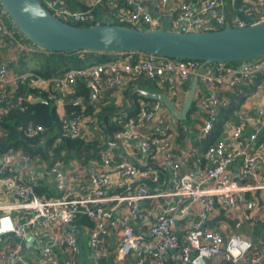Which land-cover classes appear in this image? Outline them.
Instances as JSON below:
<instances>
[{"label": "built area", "instance_id": "built-area-1", "mask_svg": "<svg viewBox=\"0 0 264 264\" xmlns=\"http://www.w3.org/2000/svg\"><path fill=\"white\" fill-rule=\"evenodd\" d=\"M97 1L92 2L95 4ZM113 1L124 5L120 12L112 14L116 21L146 25L149 29L160 27L159 18L152 17L140 3L134 0ZM222 1L200 0L197 12L205 14L221 6ZM39 2L51 14L67 23L92 19V5L86 10H71L63 0ZM165 3L166 0H159L161 7ZM251 14L249 23L264 18V14L256 10H252ZM4 17L7 18L0 6V49H3L0 57V116L14 109L23 112L30 92L36 94L32 95L34 98L44 99L54 106L59 104L61 113L58 114L55 143L66 137L92 140L93 131L100 134V139L104 138L103 128L97 127L94 120L102 92L106 88L119 89L127 81L140 76L154 79L156 84L161 85H171L174 79L185 81L193 75L197 76L198 88L193 99L197 112L203 115L196 133V137L200 138L211 130L219 107L229 100L217 98L214 88L223 87L231 92L238 81L264 69V56L231 66L225 62L203 64L197 59H177L135 51L105 62L66 68L53 76H43L30 68L16 72L10 65L19 56L41 50L27 41L10 22L7 24ZM193 17L194 10L190 3L181 1L177 5L173 26L167 30L188 32L203 27ZM214 23L223 27L245 25L242 20H225L223 15H217ZM224 76H227L226 83L223 82ZM78 80H83L92 94L87 102L92 112L84 113L85 106L79 97L67 99L74 92ZM19 86H24V91L16 93ZM254 93L264 94V78L254 85ZM65 100L80 106L79 112L65 113ZM162 110L166 111L158 100L138 101L134 118H126L125 112L115 117V122L121 128L112 133L110 144L113 143L122 157L112 163L109 147L98 150V165L85 166L82 192L78 196L72 195L71 185L66 183V174L57 162H52L48 167L56 190V196L49 198L35 192L33 173L23 175L21 172L30 161L26 152L10 149L2 152L0 241L8 232L23 238L30 229H47L52 231L53 241L66 254L63 262L69 264V258L78 252L76 236L66 232L56 233L55 228L70 224L78 214H82L93 222L86 238L94 258L100 257V244L105 236L111 234L116 239L115 264H136L125 260L128 253L145 257L147 264H162L161 255L167 250L171 251V257L178 264H207V260L212 258H221L230 264H264L261 251L250 253L254 243L249 236L231 232L224 237L219 231L203 227L204 219L216 207L232 212L235 228L250 219L249 211L258 210L260 217H264V149L255 145L258 134L264 131V107L256 108L253 115H247L248 109H238L233 120L225 124L222 138L205 149L204 157L208 165L197 168L187 166L185 150L176 154L172 151L171 126L162 119ZM42 130L41 125L29 124L24 132L28 136H36ZM4 133L0 127V136ZM134 142L138 143V150L146 158V163L141 165L143 169H139L140 165L126 156ZM154 154H158V158L154 160L155 165H151L148 158ZM234 164H237L238 178L248 182L238 184L231 179ZM161 170L166 172L167 182L161 189L153 190ZM71 178L73 182L79 180L76 173ZM126 179L136 181L134 187L129 186ZM142 199H159L163 206L147 228L149 238L142 230H133L129 224L137 202ZM192 203L198 209L194 211L191 228L186 232L187 243H180L174 224ZM18 254L17 247L7 246L0 251V264H12L10 259ZM50 260V249L44 247L37 257L26 264H50Z\"/></svg>", "mask_w": 264, "mask_h": 264}, {"label": "crops", "instance_id": "crops-1", "mask_svg": "<svg viewBox=\"0 0 264 264\" xmlns=\"http://www.w3.org/2000/svg\"><path fill=\"white\" fill-rule=\"evenodd\" d=\"M94 0H76L79 4H83L87 8L92 5V9H96V17L97 18H106L111 14H117L124 8L123 3L113 1V0H98L95 4H93ZM135 2L140 3L143 6V9L149 13L152 17H158L160 20V27L168 29L173 26V20L175 15L177 14V5L181 1H185L190 3L192 9L194 10V17L200 21L202 26H211L214 25V19L217 15H223L225 20H242L246 19L251 22L250 16L252 10H256L259 13L264 14V1L262 2L258 0H223L221 6H217L205 14H198L197 9L199 7L200 0H166V3L163 7L160 6L159 0H134ZM74 3V5L76 4ZM92 2V3H91ZM100 5V6H99ZM101 7V11L98 9ZM71 10H78V6L68 7ZM243 21V20H242ZM199 24V25H200ZM3 55V49H0V57ZM4 58V56H3ZM262 69V68H261ZM213 73V72H212ZM192 77V76H191ZM191 77L185 81H180L178 79H174L171 85H161L155 84L153 87V91L149 92H159L164 94L170 99L174 98V105L179 110L181 107H177L175 102L177 97L181 94L184 95L189 87ZM223 82H227V76L223 77ZM241 81V80H240ZM198 84V80H197ZM126 83L119 89H110V92L106 90L103 93L102 98L97 102L98 104L104 102V104H113L114 107L117 108L118 112H125L128 109L129 100L128 97L124 95ZM198 88V86H197ZM196 88V89H197ZM195 89V90H196ZM254 90V88H253ZM253 90L247 94L244 101L241 103L240 108L248 109L247 115H253L256 108L264 107V94L263 93H253ZM214 93L217 98L220 100H227L233 95V91H229L224 89L223 87L214 88ZM106 92V93H105ZM32 98V94H28V101ZM183 102V100H182ZM51 104V103H50ZM53 105V104H52ZM182 105V104H181ZM54 106V105H53ZM239 108V109H240ZM54 109L58 114L61 113L60 105L57 104L54 106ZM162 119L169 123L171 126L170 129V146L172 151L176 154L181 150L186 151L187 158V166L189 168H197L200 166L199 157L197 156L198 150L194 143L191 141L193 137H196L197 130L203 121V115L200 112H194L190 115L191 122L187 125L186 130L188 132V136L185 137L182 141H176L177 132L175 130V121L174 118H170L168 116L167 110H162L160 112ZM234 116V115H233ZM115 119V118H113ZM97 127H101L97 122V118H94ZM233 119L231 118L230 121ZM229 121V122H230ZM94 133L100 135L99 133L93 131ZM260 141H264V131L260 133ZM258 137V136H257ZM100 139V138H99ZM101 140V139H100ZM113 144V143H112ZM112 144L102 143L101 148L109 147L112 151V163L118 161L122 154L121 152ZM255 145H260L257 142V138L255 139ZM263 147V146H262ZM264 149V147H263ZM126 156H128L131 160H133L138 165H143L146 163V158L141 154L138 150V143L134 142L133 147H131L127 152ZM65 154L61 153L60 158H64ZM158 158V154L151 155L148 159L150 160L151 165H155L154 160ZM190 161V166H189ZM54 162L52 157H41L35 156L30 159V161L25 165L24 168L21 169L23 175L25 173H33L35 177L34 186L39 190L40 194L44 196H48L49 198L56 196L55 190V181L52 175L48 172L49 165ZM59 164V168L66 174V183L71 185L72 195L78 196L82 192L83 187V179H84V168L88 164L98 165V151L95 152L90 157L84 158H68L66 161L64 160H55ZM208 161H206V165H208ZM237 172V164H234L231 170V179L238 183L243 184L248 182L249 180H240L236 174ZM77 174L79 176V180L77 182L72 181V175ZM126 182L129 183V186L134 187L136 181L132 179H126ZM167 182V174L165 171H159L158 182L152 187L153 190L161 189L164 184ZM248 197V194H246ZM255 199H257V195H254ZM5 199H11L10 197H4ZM260 205V202H257ZM163 208L161 204V200L159 199H142L137 202L136 211L129 218V224L132 226L133 230H142L145 233L146 238H149L147 232L148 226L153 222L154 216L158 211ZM198 209V206L194 203L190 204L189 210L183 215V217L175 222L174 230L179 239L180 243H187L186 240V232L191 228V220L193 218L194 211ZM250 219L247 221L241 222V224L235 228L233 226V216L232 212L224 209L222 207H216V209L208 213L207 217L203 221V227L211 230H216L223 233L224 237L228 236L231 232H238L242 235L251 236V232L254 229V226L261 224V221H264V217H260L258 210L249 211ZM72 229L78 227L80 230V239L77 238L79 235L77 232L74 233L76 236L77 244H79L78 252L70 257L69 264H78L79 259L81 260V264H115L114 255L116 251V239L111 235H107L103 238V241L100 244V257L94 258L92 255L91 249L88 247L86 234L88 229L84 226H77L75 224L71 225ZM243 228L244 232H240L239 229ZM56 233H64V226L58 225L55 228ZM50 230H43L38 228H33L28 231L31 235L35 237V241L33 244H36L41 249H36L35 251L28 252L26 256H22L20 254V249L17 245H15L10 239L3 237L0 241V251L5 250L7 246L11 245L13 247H17L19 254L16 258L10 259L12 264H26V262H30L33 258L37 257L42 248L49 247L51 253L50 264H65L63 261L66 259V254L63 252L61 246H59L56 242L53 241V235ZM30 246H33L32 244ZM125 260L128 262L136 263V264H147V260L145 257H137L132 253H128L125 257ZM162 264H178L172 257L171 251L167 250L161 255ZM207 264H230L229 262L221 259V258H212L207 260Z\"/></svg>", "mask_w": 264, "mask_h": 264}, {"label": "trees", "instance_id": "trees-1", "mask_svg": "<svg viewBox=\"0 0 264 264\" xmlns=\"http://www.w3.org/2000/svg\"><path fill=\"white\" fill-rule=\"evenodd\" d=\"M65 6L72 7L78 6V10H86L87 7L83 4H78L76 0H63ZM76 4L74 5V3ZM100 6V5H99ZM101 8V7H100ZM92 19L86 22H71L69 24L77 27H84L96 24H120L127 25L141 30H148L149 28L146 25L140 26L136 24H129L124 22H118L113 18L112 14L106 18H97L96 9L91 10ZM5 22L8 24L9 19L4 17ZM231 27V26H230ZM223 26L211 25L203 26L197 28L198 30H213L220 29ZM115 55V56H112ZM127 53H103L96 51H85L77 50L72 53L64 52H47L44 50L38 52H32L24 56H19L16 62L10 65V68L16 72L28 69L26 66V60H31L33 62L32 69L43 76H53L58 75L61 71L70 67H82L89 64H95L100 62H105L111 59L118 57H124ZM264 55L257 57L255 59H260ZM227 65L235 66L237 62H225ZM31 69V68H30ZM264 78V69H259L255 72L254 76L249 78H244L241 81H238L234 87V93L230 99L219 107V110L216 114V120L211 128V130L202 137H193L191 140L194 145L197 147L200 166L206 165V159L204 157L205 149L221 139L223 136V130L225 124L233 119L234 113L240 108L241 103L244 101L247 94H249L254 85ZM156 84L154 79H147L143 76L134 77L131 80L126 82L124 95L128 97L129 105L128 109L125 110L126 118H134L138 106V101H151L142 94L139 90L153 91V87ZM110 89L115 88H106L107 92H110ZM104 90V91H105ZM24 91V86H19L16 89V93H21ZM102 92V96L103 93ZM106 93V92H105ZM32 95H36L34 92H30ZM101 96V98H102ZM81 99L82 104L85 106L84 113L92 112V109L87 105L88 100L90 99V92L86 87L83 80H78L74 85V92L68 96L69 98ZM99 98L98 101L101 99ZM63 104V109L65 113L71 111L74 114L78 113L80 106L73 105L70 102L65 100ZM103 101V99H102ZM100 104L97 103V113L95 117L97 122L104 130V138L101 140H85L82 137H66L63 138L59 143H55V136L57 134L59 120L58 115L54 109V106L48 101L43 102H32L28 101L26 103L25 110L20 112L16 109L10 110L6 115L0 116V127L5 132L4 135L0 136V154L6 152L7 150H21L26 152L30 159L35 156L41 157H52V160H64L68 158H88L98 151L101 144L104 142L107 145L112 142V133L119 130L121 126L115 122V118L119 113L117 108L113 104ZM194 112H197V108L194 103V99L191 101L189 108L187 109L184 119H175V130L177 132L176 141L180 142L185 137L188 136L186 130L187 125L191 122L190 115ZM29 124H38L43 127V130L39 132L36 136H28L25 134V127ZM108 139V140H107ZM61 153L65 154V157L60 158ZM190 166V161H189ZM36 193H39V190L34 187ZM48 197V196H46ZM261 221V224L254 226L251 234L255 237V242L261 245H264V221ZM71 225L75 224L77 226H84L88 230L92 228L93 222L88 219L85 215L78 214L74 220L70 223ZM260 251L259 247H256L253 244L250 253H258Z\"/></svg>", "mask_w": 264, "mask_h": 264}, {"label": "water", "instance_id": "water-1", "mask_svg": "<svg viewBox=\"0 0 264 264\" xmlns=\"http://www.w3.org/2000/svg\"><path fill=\"white\" fill-rule=\"evenodd\" d=\"M0 6L9 22L31 44L47 52L72 53L77 50L103 53H128L143 51L155 55L177 59H197L203 64L214 62H241L264 55V18L254 23L242 19V27H223L213 30H194L188 32L170 31L163 27L141 30L120 24H96L84 27L73 26L51 14L39 0H0ZM197 76L193 75L179 110L170 99L159 92L139 90L140 94L158 100L167 110L168 116L184 119L197 88ZM92 94L90 93V97ZM32 102L44 99L32 98ZM29 162V161H28ZM139 166V169H143ZM174 226H177V224ZM78 227L64 226V232L78 233ZM20 249V254L41 249L33 244L35 237L27 233L23 238L12 232L3 235ZM250 240L263 254L264 245ZM33 246H30V245ZM79 250V244H78ZM78 264H81L79 259Z\"/></svg>", "mask_w": 264, "mask_h": 264}, {"label": "rangeland", "instance_id": "rangeland-1", "mask_svg": "<svg viewBox=\"0 0 264 264\" xmlns=\"http://www.w3.org/2000/svg\"><path fill=\"white\" fill-rule=\"evenodd\" d=\"M258 1L262 2V0H258ZM98 11H101V8H99ZM112 56H115V55L112 54ZM26 66H27V68H31V69H32V67H33V62H32L31 60H26ZM182 100H183V95L180 94V95L177 97V100H176V102H175V104H176V106H177L178 108L181 106V104H182ZM173 122H174V120H173ZM260 136H261V134H258L257 142H258L259 144H261V145L264 147V141H260ZM91 139H92V140H93V139L100 140L98 134H96V133H93V136H92ZM239 231L243 233V232H244V229L241 228V229H239Z\"/></svg>", "mask_w": 264, "mask_h": 264}, {"label": "bare ground", "instance_id": "bare-ground-1", "mask_svg": "<svg viewBox=\"0 0 264 264\" xmlns=\"http://www.w3.org/2000/svg\"><path fill=\"white\" fill-rule=\"evenodd\" d=\"M117 58H121L119 55H118V57Z\"/></svg>", "mask_w": 264, "mask_h": 264}]
</instances>
